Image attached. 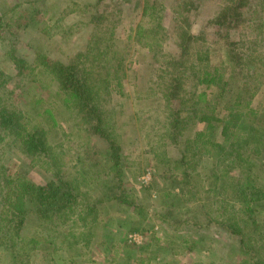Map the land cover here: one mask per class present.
I'll list each match as a JSON object with an SVG mask.
<instances>
[{"label": "trees", "instance_id": "trees-1", "mask_svg": "<svg viewBox=\"0 0 264 264\" xmlns=\"http://www.w3.org/2000/svg\"><path fill=\"white\" fill-rule=\"evenodd\" d=\"M37 2L31 0L30 6L35 7ZM220 2L211 20L221 31L219 39L207 46L203 36L185 32L175 55L165 54L163 49L165 8L156 0H144L146 22L139 25L136 35L140 47L153 60V73L152 84L138 101L152 110L157 108L155 115L144 116L142 121L154 118L160 126L159 140L167 139L173 145L158 140V146L152 147L166 149L162 152L166 157L157 154L153 158L152 174L162 170L173 182L180 178L176 184L181 192V201L175 206L176 195L163 194L157 229L149 225L141 198H133L126 188L136 175L126 166L127 157L116 132V115L124 109L123 103L116 102V110L112 99L113 95H125L123 80L127 74L121 53L100 28L103 16L92 18L95 30L87 47L69 63L42 53L29 58L19 55V47L12 41L4 54L10 57L20 91L9 93V78L0 69V157L7 156L0 165V251L13 257L16 264H33L37 252L49 256L45 254L48 246L58 253L72 252L87 241L90 244L99 226L97 207L104 200L132 210L136 220L128 232L142 233L145 239L152 236L158 247L152 257H156L164 244L157 236L160 229L169 232L167 227L172 226L178 232L179 214L189 212L200 190L197 171L210 162L214 166L206 178L211 180L215 196L221 197L219 206L198 207L206 211L205 223L200 226L186 217L188 227L180 234L181 243L216 245L217 257L223 261L220 264H228L231 257L233 264H264V186L255 175L264 173V111L251 107L264 84V0ZM182 5L187 12L197 11L193 2ZM179 13L182 16L178 19L183 17L186 22L184 11ZM1 21L5 25L4 17ZM36 21L37 17L28 16L14 26L18 32ZM253 30L254 39L242 41L241 31ZM238 33L241 38H237ZM224 40L225 60L213 66V45L221 47ZM162 57L164 63L159 65ZM43 77L54 89L41 86ZM183 101L190 103L185 117L175 107ZM107 107L113 109L107 111ZM55 111L69 124V133L55 129ZM74 135L82 141L67 163L59 139L69 140ZM98 141L105 150L98 149L94 143ZM12 161L21 166L30 164L28 170L31 164L47 165L51 177L37 183L24 169H16L14 162L10 165ZM235 168L240 172L231 174ZM102 181L111 182L114 195L93 199L90 192ZM151 244L145 242L139 249L148 253ZM126 246L130 249L136 245Z\"/></svg>", "mask_w": 264, "mask_h": 264}, {"label": "rangeland", "instance_id": "rangeland-1", "mask_svg": "<svg viewBox=\"0 0 264 264\" xmlns=\"http://www.w3.org/2000/svg\"><path fill=\"white\" fill-rule=\"evenodd\" d=\"M30 1L0 0V17H4L5 19V25L3 21L0 22V69L5 71L7 79L9 78V93L15 92L14 94H17L20 91L17 89L18 79H16L12 70L10 57L7 56V53L4 54L5 51L7 52L10 49L12 41L17 48L19 47V55L25 54V57L29 58L30 55H34L35 53H42L54 60L69 63L70 60L74 59L78 53H82L87 47L90 40L89 36L95 30V19L92 18L103 16L104 21H102L100 28L105 33V38H111L112 43L116 45L117 49L115 50L121 53L127 74V77H124L123 80L125 95L121 97L113 95L112 99L113 106L115 107L117 106L116 102L123 103L124 109L121 108L122 110L118 113L120 114L118 117L116 115L118 121L116 132L127 157L126 166L133 175H136L133 177V183L136 186L132 189L131 187L134 184L130 183L131 186L126 188L130 191L129 194L133 198H141V205L146 209V213L148 214L149 225L155 226L154 229H157L156 219L159 215L161 204L165 200L162 198L163 194L167 193L171 196L175 194L176 197L173 199L175 206L181 201V192L179 186L176 184V181H179L180 178L173 182L170 180V176H166L167 172H163L162 170H157L155 176L152 174L154 172L152 171V167L155 166L153 158L157 154H160L159 156L162 159L166 157L162 153L166 149L163 147L152 149V147L158 146L159 138L157 134L160 127L154 118H150L146 122L142 121L144 116L152 117L155 115L157 108L155 107L152 110L146 103H139L138 101V99L143 98L144 92H146V89L148 90L147 87L152 84L150 77L151 73H153V60L150 59L151 56L148 55L146 50L140 47L136 35L139 25L143 26L146 22L143 17L144 0H33L34 2L38 1L37 5H33L35 7L30 6ZM156 1L165 8V12L162 13V16L165 14L162 21V26L166 32V35L163 37L165 54L173 53L176 55L178 53L180 39L185 32H189L193 37L203 36L207 41L205 44L207 46L215 38L219 37L221 31L216 30V26H213L211 20L220 8V0ZM191 2L195 4L197 11L189 10L187 12V10L181 9L184 6L182 3ZM26 9H29L28 13H25ZM183 11L184 17H187L186 22L183 20V17L180 20L178 19L179 15H181L179 12ZM28 16L37 17V21L29 26L22 27L17 32L14 22L26 21ZM241 33L242 36L238 33L237 38L242 37V41H246L250 37L254 39L255 37L254 30L241 31ZM245 46L248 47L247 44ZM213 47L215 53L210 57V64L216 66L225 60L227 42L224 40V44L221 47L215 45ZM163 59L165 57H162L159 60L160 62L158 61L159 65H163ZM27 80V78L24 79L23 83ZM41 82L40 84L43 88L51 89L52 87L54 89L47 78L43 77ZM259 92V95L253 100L251 107L264 111V84L261 86ZM159 97L160 95H157V98ZM180 103L179 105L176 103L175 107L178 108L180 116L185 117L188 114V104L190 103L188 101ZM112 109L107 107V111ZM114 109L118 110L117 107ZM56 113L55 111V129L60 132L69 133V124L63 116ZM130 117L131 120L134 119L136 121L132 123L129 120ZM131 124L134 127L130 128ZM200 128L198 127L197 129ZM218 134L219 131H217V137ZM59 140L63 150L66 152L65 161L67 162V159L74 154L76 147H78L79 142L82 140L75 135L69 140L63 138ZM159 141L162 144L167 143L171 145V142L167 139ZM94 143L97 144L99 150H105V146L101 142ZM154 149L156 154H153ZM4 160H7V156L0 157V165L3 164ZM13 162L16 169H19V171L24 169L25 174L37 183H41L45 178L47 179V176L51 177L49 175L51 170H48L47 165L45 166L41 163L36 165L31 164V169L28 170L26 166L30 164L27 163V165L25 164L26 166H21L17 161H12L10 165ZM213 166V163L210 164L209 162L208 166H204L197 171L196 177L201 179L200 190H198L196 198L191 202L189 212L183 210L184 214H179L180 225H178V232L172 230V226L167 227L169 228V232H164L160 229L157 236L162 239V243L164 244L159 248L156 257H152L158 248L152 236L145 239L142 233L135 232L131 234L128 232L136 220L132 210L126 207H118L113 201L105 202L102 200V206L97 207L99 217L97 234L90 241V244L87 241L86 244L84 242L86 247L78 245L72 252L60 250L58 253L53 249L50 250L47 245L48 248H45V254L49 253V256L37 252L32 259L33 264H128L129 262L131 264H220L219 261L221 260L217 257L216 245L196 243L193 245L190 242L184 246L180 240L181 232L186 229L185 227H188L186 217H190L192 221L196 222V225L200 226L201 223H205L206 211L204 212L198 207L201 205L207 207L213 206L211 209H215L219 206L221 197L215 196V192L210 188L211 180L206 178L207 174L208 176L210 175V167ZM239 172L240 170L236 168L234 170L231 169V174H238ZM255 175L257 176V181L264 186V173H255ZM139 186L142 188L140 189ZM110 188L114 189L110 181H102L90 193L93 199L102 198L101 196L104 199L111 198L115 190L111 193ZM145 189L147 191L143 192ZM135 190L140 191L134 193ZM188 222L190 223V221ZM130 236L134 237V240ZM145 242L152 243L151 248L146 250L148 253L139 249ZM127 243H132L136 246L129 249L126 246ZM56 245L61 247L60 244ZM40 247L41 245L38 246L37 251ZM147 257H150V260L146 261ZM69 261H73V263H69ZM227 263H234L232 257L231 259L228 258ZM0 264H16V261L13 257L11 258L6 253L0 251Z\"/></svg>", "mask_w": 264, "mask_h": 264}, {"label": "built area", "instance_id": "built-area-1", "mask_svg": "<svg viewBox=\"0 0 264 264\" xmlns=\"http://www.w3.org/2000/svg\"><path fill=\"white\" fill-rule=\"evenodd\" d=\"M148 176H149V175H148ZM130 238H131L132 240H134V239H133L134 237L130 236Z\"/></svg>", "mask_w": 264, "mask_h": 264}]
</instances>
